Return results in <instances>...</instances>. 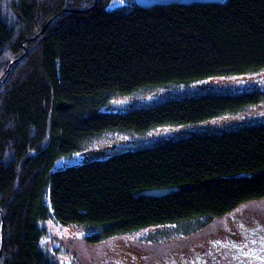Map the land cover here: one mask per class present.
<instances>
[{
    "label": "trees",
    "instance_id": "trees-1",
    "mask_svg": "<svg viewBox=\"0 0 264 264\" xmlns=\"http://www.w3.org/2000/svg\"><path fill=\"white\" fill-rule=\"evenodd\" d=\"M111 1L0 0V264H60L42 242L46 220L109 235L199 217L189 234L264 197V125L51 170L103 130L195 123L258 99L207 93L102 112L112 93L264 70V0Z\"/></svg>",
    "mask_w": 264,
    "mask_h": 264
},
{
    "label": "rangeland",
    "instance_id": "rangeland-1",
    "mask_svg": "<svg viewBox=\"0 0 264 264\" xmlns=\"http://www.w3.org/2000/svg\"><path fill=\"white\" fill-rule=\"evenodd\" d=\"M132 5L134 0H112L105 7ZM244 92L259 93L257 101L203 121L156 125L140 131L123 128L103 130L92 135L78 150L60 156L51 170L191 135L221 134L264 125L263 69L145 86L130 93H112L100 110L120 115L182 97ZM167 190L149 189L143 193L161 194ZM199 220L197 217L109 235L86 224H60L46 220L42 242L53 249L52 253L60 264H264V197L244 202L224 216L205 222L207 226L202 230L186 234L196 227ZM95 235L99 236L98 240H88ZM254 245L256 248L251 249Z\"/></svg>",
    "mask_w": 264,
    "mask_h": 264
},
{
    "label": "water",
    "instance_id": "water-1",
    "mask_svg": "<svg viewBox=\"0 0 264 264\" xmlns=\"http://www.w3.org/2000/svg\"><path fill=\"white\" fill-rule=\"evenodd\" d=\"M211 0H134L135 6L141 7H153V6H164V5H180L188 3H207ZM2 240V238H1Z\"/></svg>",
    "mask_w": 264,
    "mask_h": 264
},
{
    "label": "flooded vegetation",
    "instance_id": "flooded-vegetation-1",
    "mask_svg": "<svg viewBox=\"0 0 264 264\" xmlns=\"http://www.w3.org/2000/svg\"><path fill=\"white\" fill-rule=\"evenodd\" d=\"M253 248H256V245L252 246V248H251V249H253Z\"/></svg>",
    "mask_w": 264,
    "mask_h": 264
},
{
    "label": "bare ground",
    "instance_id": "bare-ground-1",
    "mask_svg": "<svg viewBox=\"0 0 264 264\" xmlns=\"http://www.w3.org/2000/svg\"><path fill=\"white\" fill-rule=\"evenodd\" d=\"M167 101V100H166ZM164 102V101H163ZM162 103V102H161Z\"/></svg>",
    "mask_w": 264,
    "mask_h": 264
}]
</instances>
